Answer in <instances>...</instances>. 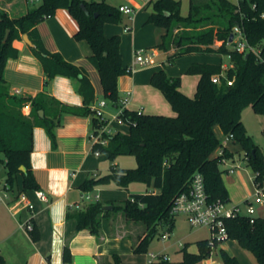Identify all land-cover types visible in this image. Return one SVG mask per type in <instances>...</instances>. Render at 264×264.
Masks as SVG:
<instances>
[{
  "label": "trees",
  "instance_id": "obj_1",
  "mask_svg": "<svg viewBox=\"0 0 264 264\" xmlns=\"http://www.w3.org/2000/svg\"><path fill=\"white\" fill-rule=\"evenodd\" d=\"M150 2L152 6L146 22L165 29L161 42L154 47L168 50L173 46L175 50L168 55L169 62L186 54L199 53L228 56L230 66L215 83L211 76L222 71L221 63H191L185 73L199 75L192 97L179 90L180 76H169L164 69L153 72L150 84L163 94L176 114H137L125 108L120 117L129 125V131H115L106 145L94 147L107 155L109 171L99 177L86 178L80 185L82 191L88 192L96 185L110 182L123 189L132 182H141L150 190L131 193L119 203L108 202L113 211H120L126 219L145 225L144 235L133 247L136 253L146 252L149 241L160 234V227H165V232L171 231L175 217L170 211L173 199L187 188L193 173L202 174L209 200H229L222 179L224 170L219 166L220 156H212L220 143L214 133L215 125L226 135H233L253 172L264 175L262 151L247 133L241 119L246 106H250L255 114L264 115V16L261 15L264 0H189L187 15L180 13V0ZM57 8L67 9L76 19L75 38L86 40L91 47L89 60L99 75L104 99L113 107L118 106L117 78L126 73L121 59L120 36H106L103 31L104 24L121 21L120 11L105 0H42L15 18L0 13V163L5 167V181L13 198L21 192L40 188L30 163L35 126L45 129L54 148V127L59 124L62 113L90 116L92 128L100 124L91 109L94 90L89 77L79 66L66 61L58 52L47 51L38 41H35L37 47L33 52L46 76L45 82L57 75L76 79L82 104H64L46 91H40L34 97L9 93L4 69L6 60L18 55L14 40H21L24 33L31 38L36 24ZM236 25L247 42L259 49V54L239 52L230 46L229 36ZM6 29H9V35L3 41ZM227 79L232 83L228 84ZM26 102L30 104L28 115L21 111ZM39 110H43L42 116ZM262 132L264 135V129ZM224 152L228 156L225 148ZM119 155L133 156L135 166H117L114 160ZM20 166H25L26 171ZM19 174L21 188L17 191ZM103 205L99 200L86 201L67 211L66 217L75 218L76 230L87 229L97 236L101 218L110 212L104 210ZM225 226L227 239H235L255 256L258 264H264V217L257 216L253 222L245 216L227 218ZM195 243V252L187 249V242L184 244L178 264H199L213 250L208 238ZM217 245L215 243L214 248ZM218 252L221 264H240L225 249L220 248ZM63 260L71 261L68 246L63 249ZM0 264H5L1 255ZM113 264H120L116 254ZM148 264H168V260L157 259Z\"/></svg>",
  "mask_w": 264,
  "mask_h": 264
},
{
  "label": "crops",
  "instance_id": "obj_2",
  "mask_svg": "<svg viewBox=\"0 0 264 264\" xmlns=\"http://www.w3.org/2000/svg\"><path fill=\"white\" fill-rule=\"evenodd\" d=\"M105 1L115 7L126 4L134 10L131 15L120 11L121 21L119 23H106L103 26L106 36L114 34L120 36L123 66L132 65L136 49L154 48L158 51V56L152 64L135 67L133 72L122 74L117 78L118 103L126 96L127 91L130 92L126 105L128 110H140L143 114L169 116L176 114L163 94L150 84L152 73L159 69H164L169 76H180L179 90L192 97L196 91L199 75L183 74L191 63H221L223 72L230 66V63L228 65L222 63L221 58H218L221 55L199 53L186 54L169 62L168 55L174 52V47L171 46L168 50L154 47L161 42L165 29L146 22L151 11L149 10L152 6L151 0ZM27 5L28 3L24 0H6L3 10L10 18H15L27 11ZM125 28L128 29L125 30ZM77 30L78 23L69 11L65 8H57L52 15L46 16L36 24L31 38L28 36L34 47L23 40V34H21V40H14L13 43L19 50L18 55L8 58L4 69V78L8 84L9 93L20 97H34L38 92L46 91L49 96L64 104L73 106L82 104V97L77 92L76 79L57 75L47 83L45 82L46 76L39 59L33 52V49L37 47L35 41H38L47 51L58 52L66 61L79 66L89 77L94 90V100L91 106L97 105L100 100L104 99L99 75L89 60L92 52L91 47L86 40L75 38ZM230 46L232 47L231 43ZM176 66H180L179 70L183 71H176L174 69ZM186 80L189 86H185ZM113 109L114 107L108 103L105 112L106 118H110ZM21 111L25 115L29 114V102L22 106ZM39 115H43V110ZM110 125L113 131L122 133L129 131L127 124H120L112 120ZM91 126L90 116L62 113L59 116V124L54 127V148L51 147V139L43 127L35 126L33 128L31 170L40 186L39 189L44 191L46 198L44 200L37 198L34 190L23 192L33 203L32 216L18 199L9 205L0 203V255L4 258L5 264H113V255L115 254L120 257V264H148L149 253L133 251L134 245L145 232V226H141V222L128 220L120 211H113L112 208L106 209L110 212L101 218L99 233L96 236L87 229L76 230L75 218L66 217L67 211H72L86 202L83 199L84 193L89 194L91 198L89 201L99 200L104 205H111L108 202L119 203L131 193H145L149 190L141 182H132L126 189L119 188L113 182L96 185L88 192L80 189V185L86 178L104 175L108 173L110 166L105 153L99 151V154H95L91 150L88 138L93 129ZM213 129L220 143L213 151L212 156H215L219 147H222L227 150L228 157L232 161L237 160L238 162V159L234 158V150L229 149L227 143V139L233 140V138L222 140L217 132L226 134L218 125H215ZM120 156L122 155L117 156L114 160L117 166ZM240 158L247 162L244 158V151ZM134 163L136 164V162ZM224 165L227 166V164ZM249 167L253 171L252 167ZM222 170L226 172L225 168ZM236 177H241L239 171ZM17 179L16 188L18 191L21 188L20 174ZM227 191L228 202H230L228 188ZM11 198L14 199L13 196ZM28 218L32 220L34 229L25 231L20 228L19 223ZM197 240L199 239L194 241L193 249L187 248L189 251L197 250L195 243ZM233 245L237 246L232 247ZM65 246H68L69 249L70 262L63 260ZM239 246L235 239H226L218 243L213 250L219 251L220 248H223L234 255L240 264H246L248 250L241 246L239 248ZM229 247L234 249L233 253ZM158 254L165 255L166 253L159 252ZM211 255L212 251L201 263L221 264L219 258L211 257ZM255 261L257 262L256 258Z\"/></svg>",
  "mask_w": 264,
  "mask_h": 264
},
{
  "label": "built area",
  "instance_id": "obj_3",
  "mask_svg": "<svg viewBox=\"0 0 264 264\" xmlns=\"http://www.w3.org/2000/svg\"><path fill=\"white\" fill-rule=\"evenodd\" d=\"M30 4H38L42 0H24ZM119 11L124 12L128 15L133 13V8L129 5H120L118 7ZM264 16V13L261 14ZM49 16V15H48ZM128 28H125L127 30ZM233 38L229 42L232 44V48L239 51H253L259 54V49H256L254 46L249 44L243 34V31L236 25L233 28ZM158 56V51L154 48L150 49H136L133 55L132 65L126 67V73H131L135 67H144L149 64H152L155 58ZM228 57V56H227ZM223 67L220 73L214 74L211 76V80L215 83L220 81V77L224 76ZM227 83L231 84V80L227 79ZM130 92L127 91L126 96L120 99L118 106L114 107L110 118H106L105 112L108 108V103L105 99L100 100L97 105L91 106L93 110V116L97 118L100 124L92 129L89 134V141L91 144V150L95 154H99V151L94 149L95 146L101 145L104 146L108 143L109 137L115 132L111 128L110 122L116 121L120 124H127L126 121L122 120L120 115L122 114L123 109L126 108V105L129 101ZM137 114H141L140 110H135ZM128 125V124H127ZM227 138H233L232 134L227 135ZM215 156H220L219 164H227L225 171L227 173H232L236 168L239 167L238 163H228V156L224 152V148L219 147ZM10 188L6 181L0 182V203L9 205L13 201L17 200L23 203V206L30 211V215L33 214V203L28 199L25 193L21 192L17 195L16 198L12 199L10 197ZM34 194L37 198L44 200L45 193L41 189H35ZM253 197L258 203H264V175L258 176V172L255 173L253 179ZM83 199L85 201L91 200L88 193L83 194ZM172 214H182L186 217L188 223L192 227H201L205 226L210 230L209 244L214 248L215 243H220L227 239V230L225 226V219L232 218L236 216H245L249 219L250 222H253L254 219L259 216L256 214L255 209L252 206L251 202H248V207L245 212L241 211L239 205H230L228 201H223L220 199L209 200L207 193L205 191L204 179L200 172H195L190 178V182L187 188L179 192L173 199L171 209ZM264 217V215H262ZM20 228L25 231H30L33 229L32 220L28 218L27 220L19 223ZM168 235V232L161 234V237ZM163 259L167 260L166 255L164 254H153L150 253L148 263H151L153 260Z\"/></svg>",
  "mask_w": 264,
  "mask_h": 264
},
{
  "label": "rangeland",
  "instance_id": "obj_4",
  "mask_svg": "<svg viewBox=\"0 0 264 264\" xmlns=\"http://www.w3.org/2000/svg\"><path fill=\"white\" fill-rule=\"evenodd\" d=\"M232 1H236V0H232ZM5 2L6 0H0V13L4 12L5 14H7V12L3 10V4ZM33 6L34 4H30V3H28L27 5L28 8ZM149 10H151V8H149ZM188 11H189V0H180V13L182 15H187ZM205 56H209V55H205ZM210 57L215 58L214 56H210ZM218 58L219 59L221 58L222 63H225L227 65L229 64V60L227 56L221 55ZM179 67L180 66H176V68L174 69L179 72L181 71L179 70ZM183 74H187V73L183 72ZM185 86H189L187 80ZM241 119L247 133L251 135L253 140L260 147L262 154L264 156V135L262 132V130L264 129V115H257L252 111L250 106H246L242 111ZM217 133L222 140L227 138V135H223L222 132H217ZM227 143L229 149L234 150V158L238 159V162L237 160L234 162L238 163L240 166V168H237L236 171L232 174H227L226 172H222V179L230 192L231 200L229 204L230 205L237 204L240 206L241 211L245 212L246 208L248 207V202H251L253 208L255 209L256 214L262 217V215H264V203L256 202L255 198L253 197V179L255 177V172H253L250 169L249 165H247V162L245 160L240 158L243 155V151L240 143L234 142V140L232 139H227ZM226 160L228 163H233V161L229 157ZM118 161H119V165H118L119 167H132L135 165L133 156L122 155L118 158ZM219 166L221 169L225 168V165L222 163H220ZM238 171L241 174V177L239 178L236 177ZM5 178H6V170L4 165L0 163V182L5 181ZM12 196L13 193L10 192V197ZM141 226H145V225L141 222ZM165 231H166L165 227L159 228L160 234L164 233ZM160 234H156L149 241L147 245L146 253L158 254L159 252H164L166 253L165 254L166 257L168 258V264H177L178 261L182 259V252L180 249L184 246L186 242H187V248L191 250L194 248V241L196 239L210 238V230L207 227L190 226L186 217L182 214L175 215L173 227L171 231L168 232L167 236L162 238ZM237 245H233L232 247ZM232 247H229V249L233 253L234 249ZM246 255L248 256L246 260V264H257L251 252L247 251ZM211 257L220 259L218 250H212ZM199 264H203V263H201L200 261Z\"/></svg>",
  "mask_w": 264,
  "mask_h": 264
},
{
  "label": "water",
  "instance_id": "obj_5",
  "mask_svg": "<svg viewBox=\"0 0 264 264\" xmlns=\"http://www.w3.org/2000/svg\"><path fill=\"white\" fill-rule=\"evenodd\" d=\"M81 7H82V9H83L85 12H87V9H86V7L84 6V4H81ZM8 33H9V29H6L5 34H4L3 41L6 40ZM22 37H23V40H24L28 45L34 47V44L31 42V40L29 39V37H28L27 34L24 33V34L22 35ZM232 38H233V33L230 34V36H229V41H231ZM39 113H42V110H39ZM20 169H21L22 171H26V167H25V166H20ZM102 208H103L104 210H106V209H111V208H112V205H104Z\"/></svg>",
  "mask_w": 264,
  "mask_h": 264
}]
</instances>
